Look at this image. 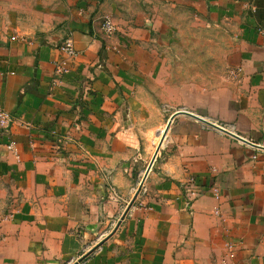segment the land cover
<instances>
[{"label": "crops", "instance_id": "1", "mask_svg": "<svg viewBox=\"0 0 264 264\" xmlns=\"http://www.w3.org/2000/svg\"><path fill=\"white\" fill-rule=\"evenodd\" d=\"M261 22L264 0H0V264H264Z\"/></svg>", "mask_w": 264, "mask_h": 264}, {"label": "built area", "instance_id": "2", "mask_svg": "<svg viewBox=\"0 0 264 264\" xmlns=\"http://www.w3.org/2000/svg\"><path fill=\"white\" fill-rule=\"evenodd\" d=\"M103 29L105 30V32L109 35H113L115 34L117 28H116V25L114 24V22L112 21L111 18H106L103 22ZM62 49L71 57L73 56H77L78 52L76 51L75 47H74V44H73V41L71 39H68L66 41V43L62 46ZM63 70L62 68H58V71H61ZM15 121V117L10 113L8 112L5 108H3L1 105H0V123L5 126V127H9L13 122ZM220 126V125H219ZM222 128L226 129L225 127L221 126ZM14 142H11L9 145H8V148L13 150L14 149ZM144 178V177H143ZM143 180V179H142ZM142 182V181H141ZM195 183V179L192 178L188 184V189L190 186L194 185ZM144 185V184H143ZM143 185L141 186V183H140V186L139 188L141 187V189L143 188ZM140 189V190H141ZM193 193H197V190Z\"/></svg>", "mask_w": 264, "mask_h": 264}, {"label": "water", "instance_id": "3", "mask_svg": "<svg viewBox=\"0 0 264 264\" xmlns=\"http://www.w3.org/2000/svg\"><path fill=\"white\" fill-rule=\"evenodd\" d=\"M184 111H185V110H180L179 112H177V114H178V113H188V114H191V113H189V112H184ZM192 115H194V114H192ZM173 118H174V115H173V116L171 117V119L169 120V122H168V124H167V127L165 128V132H163L162 142H161V143L159 144V146L157 147V150H156V152H155V154H154V156H153V158H152V160H151V162H150V164H149V166H148V168H147V171H146V173H145V176H144V178H143V180H142V182H141V186L144 184L145 179H146V177H147V175H148V172H149L150 169L152 168V165H153V163H154V161H155V159H156V157H157V154H158V152H159V150H160V147H161V145H162V143H163V140H164V138H165V136H166V133H167L169 127H170V124H171ZM200 119H202V121H205V122L209 123V124L212 125V126H215V127L219 128V129H223V130H225V131H228V130L222 128L221 126H219L218 124H215V123H213V122H210V121L206 120L205 118H200ZM228 132H229L230 134H232V135H235L236 137H240V136H237L236 134H234V133H232V132H230V131H228ZM245 141H248V140H245ZM250 143H251V142H250ZM140 189H141V187L139 188V190H140Z\"/></svg>", "mask_w": 264, "mask_h": 264}, {"label": "bare ground", "instance_id": "4", "mask_svg": "<svg viewBox=\"0 0 264 264\" xmlns=\"http://www.w3.org/2000/svg\"><path fill=\"white\" fill-rule=\"evenodd\" d=\"M163 132H165V130H164ZM162 134H163V133H162ZM162 138H163V135H161V141H160V143L162 142ZM160 143H159V144H160Z\"/></svg>", "mask_w": 264, "mask_h": 264}, {"label": "rangeland", "instance_id": "5", "mask_svg": "<svg viewBox=\"0 0 264 264\" xmlns=\"http://www.w3.org/2000/svg\"><path fill=\"white\" fill-rule=\"evenodd\" d=\"M186 29H187V24H186V26H184L183 30H186Z\"/></svg>", "mask_w": 264, "mask_h": 264}, {"label": "trees", "instance_id": "6", "mask_svg": "<svg viewBox=\"0 0 264 264\" xmlns=\"http://www.w3.org/2000/svg\"><path fill=\"white\" fill-rule=\"evenodd\" d=\"M261 24H263V25H264V23H262V22H261Z\"/></svg>", "mask_w": 264, "mask_h": 264}]
</instances>
